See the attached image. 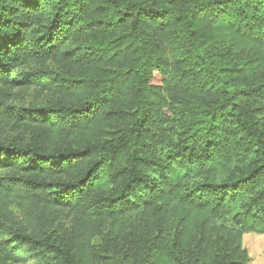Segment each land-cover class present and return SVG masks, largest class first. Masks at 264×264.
I'll return each instance as SVG.
<instances>
[{
	"label": "trees",
	"instance_id": "obj_1",
	"mask_svg": "<svg viewBox=\"0 0 264 264\" xmlns=\"http://www.w3.org/2000/svg\"><path fill=\"white\" fill-rule=\"evenodd\" d=\"M248 233L264 0H0V264H246Z\"/></svg>",
	"mask_w": 264,
	"mask_h": 264
},
{
	"label": "rangeland",
	"instance_id": "obj_2",
	"mask_svg": "<svg viewBox=\"0 0 264 264\" xmlns=\"http://www.w3.org/2000/svg\"><path fill=\"white\" fill-rule=\"evenodd\" d=\"M13 105L24 106L25 103L16 101L13 102ZM9 209L14 217L19 216L20 208L18 204L16 203L11 204ZM57 229L61 233L67 232L68 220L62 219ZM242 246L247 256L246 264H264V234H254V233L244 234L242 237ZM25 264H35V263L28 262Z\"/></svg>",
	"mask_w": 264,
	"mask_h": 264
}]
</instances>
